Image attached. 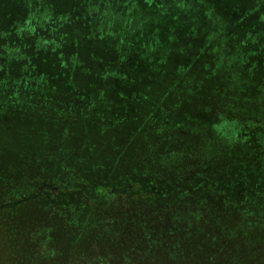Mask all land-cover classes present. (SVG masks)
I'll return each mask as SVG.
<instances>
[{
    "label": "rangeland",
    "instance_id": "rangeland-1",
    "mask_svg": "<svg viewBox=\"0 0 264 264\" xmlns=\"http://www.w3.org/2000/svg\"><path fill=\"white\" fill-rule=\"evenodd\" d=\"M148 49L184 56L179 84L96 86ZM21 56L84 83L0 111V264H148L239 238L264 260V0H0V86L36 79Z\"/></svg>",
    "mask_w": 264,
    "mask_h": 264
},
{
    "label": "trees",
    "instance_id": "trees-1",
    "mask_svg": "<svg viewBox=\"0 0 264 264\" xmlns=\"http://www.w3.org/2000/svg\"><path fill=\"white\" fill-rule=\"evenodd\" d=\"M39 39H43L41 40V42L44 43V45L43 47L42 46L39 47L37 45L36 53L45 54V52L48 51L46 49L47 47L46 45L48 44V42H50V40H45L43 37ZM123 39L118 37L116 40L122 41ZM133 39L135 38H132V40ZM126 42H129V41L126 40ZM53 52H56V50H53ZM158 54L164 55V52L159 51V50L150 51V49H148V51L145 52V58H146L145 63H144L145 65H137V68L139 69H141L142 67L143 68L141 70H137L136 72H134L133 69L131 68L130 70L129 68L128 70H126L124 66L121 67L120 65H117V66L110 65V70L108 74H102L100 76L98 75L96 76L95 84L96 86L97 85L103 86V88L106 86H110L109 88H112L114 90L121 86L131 87V85H136V86L146 85V86L154 87L155 89H157V87L167 88L169 86L171 87V86L179 84L178 78L180 77V74L188 72V67H189V66H183L182 64H180V59H183L184 56H176L174 57V60H172L171 57L173 56L160 57L158 56ZM46 56H48V54ZM21 58L25 59L26 63L21 66L17 64L16 66L18 67L28 66L30 68H34V77L36 79L33 81L31 80L32 81L31 84H25L21 81H13V82H10V84L1 85L0 86V111L7 108V106L12 108L14 104L18 102L17 98L26 99V98L32 97L33 95L48 98L49 95H47L48 94L46 91L47 87L45 86L49 85L50 83H51V87L54 85V86H57V88L66 87L71 82L72 83L70 85L75 86L76 85L75 82L77 80L80 81L81 83H84V81L80 79L81 75H76L71 78V76H65L63 75V73H61L59 74L60 76L57 80L54 79L56 76L53 74L54 73L53 69H52V72L50 70L45 69L47 65L46 58H43V59L40 58L37 61V64H31V65H30V61L27 58H25L24 56H21ZM161 58L162 59L164 58V61H161L162 60ZM41 62L43 63L42 65H45L43 66V68H41L42 67L40 64ZM198 62L199 60H197V63ZM198 68H199L198 65L194 66V71H196ZM212 74L213 72L209 74V77H212ZM125 75H129L130 77L129 81H124L122 79V77ZM141 79L143 80V83L140 82ZM208 80H211V79H208ZM260 81H261V84L264 85V74L261 76ZM88 82H90L89 78H88ZM233 83L235 84V86L237 84L238 85L241 84V82H238L237 80H235V78L231 79V84ZM243 83L244 82H242V84ZM3 86H6V87H3ZM118 113H119L118 111H114V115L116 114L117 116ZM0 123H1V120H0ZM11 124L13 123H10V127H11ZM228 125H230V123H228ZM212 128L216 129L214 125H212ZM0 130L3 131L2 127H0ZM233 134L236 135V133H233ZM237 136L241 138V140L242 139L250 140L249 136L247 137V134L243 135L242 133H239L237 134ZM226 138L227 137L224 133L217 134V136L213 138V140H211V143H215V141H218V139L220 140V139H226ZM203 148L204 146L202 147V149ZM249 163L250 162H244V164H249ZM258 180H259L258 183H261L264 181V177L258 178ZM81 184H84V183H81ZM105 187L107 186H105L104 183L96 184V186H94V194L97 196L103 195ZM248 208H251V206H248ZM1 213L2 211L0 210V214ZM250 214H251V210H250ZM238 227L239 228L237 229H233V231H238L240 230V228H244L245 230H243L242 234H245L244 232L252 231L255 226L252 224L250 226V224L247 222L246 224H242V226L239 225ZM12 234H14L15 238L17 239V235H15V233L12 232L11 234L7 235L8 241L10 240L8 243L12 242L11 241ZM242 234H241V237H244L245 235H242ZM242 242H247L248 244H246V246L248 248L246 246L244 247V245L242 246L241 244ZM252 242H255V240ZM231 243H236L235 245H238V248L218 249V250L213 249V250L207 251L205 249H199L198 247H196L194 242H191L188 240V241H183L180 244L178 242L177 243V245L179 246L178 248L174 247L175 246V243H174V245L170 247L171 248L170 250L168 249L169 247H167V249L162 248L159 251V254L148 253L147 256L144 255V256H141V258L148 259L147 260L148 264H150V262L153 261V259L154 261H157L158 264H264V260L261 261V260H256L253 258L254 257L253 255L256 254L254 253L255 250L258 249V245L250 243L241 238L234 240ZM15 245L16 246H13V244H11V247L9 248L13 251L16 248H19L20 247L19 241H16ZM21 247H24V246H21ZM260 248L261 247H259V249ZM245 249H248V250H245ZM212 251H217V252H212ZM16 257L18 258V255ZM43 258H45V256H43Z\"/></svg>",
    "mask_w": 264,
    "mask_h": 264
}]
</instances>
